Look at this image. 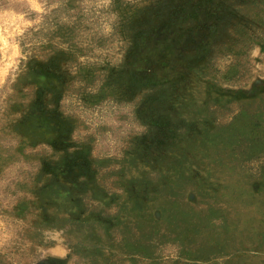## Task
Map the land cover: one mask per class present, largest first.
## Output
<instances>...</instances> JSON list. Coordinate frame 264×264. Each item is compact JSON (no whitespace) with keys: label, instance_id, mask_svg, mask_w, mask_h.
Wrapping results in <instances>:
<instances>
[{"label":"rangeland","instance_id":"obj_1","mask_svg":"<svg viewBox=\"0 0 264 264\" xmlns=\"http://www.w3.org/2000/svg\"><path fill=\"white\" fill-rule=\"evenodd\" d=\"M0 264H264V0H0Z\"/></svg>","mask_w":264,"mask_h":264}]
</instances>
